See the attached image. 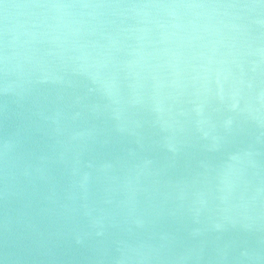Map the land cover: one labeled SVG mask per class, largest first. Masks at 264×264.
Returning <instances> with one entry per match:
<instances>
[{
    "label": "clouds",
    "instance_id": "1",
    "mask_svg": "<svg viewBox=\"0 0 264 264\" xmlns=\"http://www.w3.org/2000/svg\"><path fill=\"white\" fill-rule=\"evenodd\" d=\"M0 264H264V0H0Z\"/></svg>",
    "mask_w": 264,
    "mask_h": 264
}]
</instances>
